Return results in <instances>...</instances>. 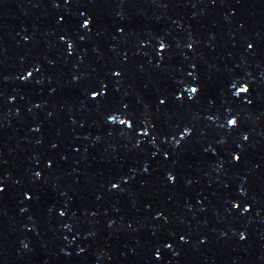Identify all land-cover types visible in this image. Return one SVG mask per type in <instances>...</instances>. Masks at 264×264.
<instances>
[{"label": "water", "instance_id": "95a60500", "mask_svg": "<svg viewBox=\"0 0 264 264\" xmlns=\"http://www.w3.org/2000/svg\"><path fill=\"white\" fill-rule=\"evenodd\" d=\"M0 264H264V0H0Z\"/></svg>", "mask_w": 264, "mask_h": 264}, {"label": "snow or ice", "instance_id": "6c2138e0", "mask_svg": "<svg viewBox=\"0 0 264 264\" xmlns=\"http://www.w3.org/2000/svg\"><path fill=\"white\" fill-rule=\"evenodd\" d=\"M195 91H196V89L194 88L193 89V92H195ZM230 123L233 124V125H235L236 124V121L235 120H232V121H230Z\"/></svg>", "mask_w": 264, "mask_h": 264}]
</instances>
